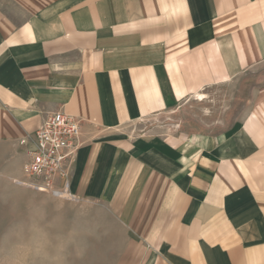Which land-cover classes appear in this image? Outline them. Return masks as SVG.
<instances>
[{"label": "crops", "instance_id": "0c3cea01", "mask_svg": "<svg viewBox=\"0 0 264 264\" xmlns=\"http://www.w3.org/2000/svg\"><path fill=\"white\" fill-rule=\"evenodd\" d=\"M264 66V0H0V173L42 118L81 121L70 190L133 264H264V85L217 134L133 127Z\"/></svg>", "mask_w": 264, "mask_h": 264}, {"label": "rangeland", "instance_id": "374dc122", "mask_svg": "<svg viewBox=\"0 0 264 264\" xmlns=\"http://www.w3.org/2000/svg\"><path fill=\"white\" fill-rule=\"evenodd\" d=\"M264 85V66L206 88L133 129L163 126L177 136L217 134ZM0 173V264H133L131 234L103 203L34 191Z\"/></svg>", "mask_w": 264, "mask_h": 264}, {"label": "built area", "instance_id": "2783aa9c", "mask_svg": "<svg viewBox=\"0 0 264 264\" xmlns=\"http://www.w3.org/2000/svg\"><path fill=\"white\" fill-rule=\"evenodd\" d=\"M81 121L63 111L46 114L39 128L24 136L28 161L23 180L13 182L40 193L78 200L70 190L71 174L80 148Z\"/></svg>", "mask_w": 264, "mask_h": 264}, {"label": "bare ground", "instance_id": "6f19581e", "mask_svg": "<svg viewBox=\"0 0 264 264\" xmlns=\"http://www.w3.org/2000/svg\"><path fill=\"white\" fill-rule=\"evenodd\" d=\"M197 97H201V95H197Z\"/></svg>", "mask_w": 264, "mask_h": 264}]
</instances>
